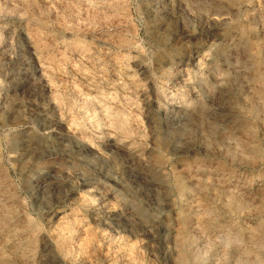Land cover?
I'll return each instance as SVG.
<instances>
[{"label":"rangeland","instance_id":"rangeland-1","mask_svg":"<svg viewBox=\"0 0 264 264\" xmlns=\"http://www.w3.org/2000/svg\"><path fill=\"white\" fill-rule=\"evenodd\" d=\"M0 264H264V0H0Z\"/></svg>","mask_w":264,"mask_h":264}]
</instances>
